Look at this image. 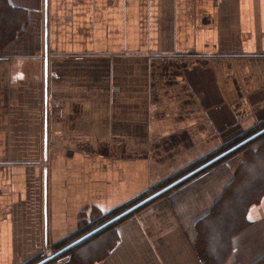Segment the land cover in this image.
I'll use <instances>...</instances> for the list:
<instances>
[{"label":"crops","instance_id":"1","mask_svg":"<svg viewBox=\"0 0 264 264\" xmlns=\"http://www.w3.org/2000/svg\"><path fill=\"white\" fill-rule=\"evenodd\" d=\"M2 2L21 29L0 49V264L55 250L88 210L125 205L264 121V0ZM207 176L121 220L92 262L202 264L196 228L226 185ZM249 218L264 220V202ZM232 242L226 264H256L264 221Z\"/></svg>","mask_w":264,"mask_h":264},{"label":"trees","instance_id":"2","mask_svg":"<svg viewBox=\"0 0 264 264\" xmlns=\"http://www.w3.org/2000/svg\"><path fill=\"white\" fill-rule=\"evenodd\" d=\"M2 3L3 5L0 6V49L4 48L7 44L12 42L20 33L21 29V27L17 25L16 17H14L15 15L13 14L15 13V10L10 8V6H8L6 2ZM259 126L261 127L259 131L255 133L254 129L248 131L246 133V135H248L247 137H245L246 135H241L228 144H225L222 151H217V153H214L201 163H196L189 167L187 171L178 174V176L168 179L163 185H161V187L164 186L163 188L159 187L161 189L153 188L147 192L145 191L140 196L107 214H103L100 212L97 215L93 214L91 220L81 218L77 231L63 241L55 244L56 252L58 255L48 261L47 264H51L52 261H54L55 259H59V257L61 256H66L68 264H96L97 261H101L110 253L113 247L117 245V236H114L113 234L115 225L118 224L121 220L129 217L130 215L121 217L116 221L113 220L137 205L138 202L140 203V200L142 198H145L146 196H148V198L154 196L155 194L171 186L190 173L196 171L203 165L207 164V162H211L220 155L229 152L230 150L238 146L239 149L240 147L244 148V146H246V144H248L250 141L264 134V121L261 122ZM245 141L247 142L242 144ZM247 148H250V145ZM243 151H245L246 154V149H244ZM230 154L231 153L225 155L224 157L213 163V166L224 159L227 160ZM246 155H249V153H247ZM251 161L252 159H250V161L248 160L244 164L243 168L245 169L249 167ZM263 168L264 162L262 169ZM247 171L242 175L241 171L238 170L237 178L241 175L242 179L244 177H248V182L238 185L236 178V181L234 180L232 184V187L234 186L232 190V196L224 202L225 204L222 210H218L217 214L214 213L213 215L211 214L210 216L205 217L197 225V239L195 246L202 264H226L233 252V239L244 232L246 229H248L253 223H255L250 220L249 214L251 208H253L257 204H260L264 199V171H257L253 168L249 172ZM148 198L146 197V199ZM99 228H102L101 231H98L94 235L85 239L83 242L71 247L70 249L63 251L71 244L75 243L76 241L80 240L81 238ZM105 248L109 249L108 251L103 252V249ZM93 253H97L98 255L95 256ZM91 256H93V258L98 256L97 259L99 260L92 262ZM43 260L40 259L39 261L41 262ZM256 264H264V258Z\"/></svg>","mask_w":264,"mask_h":264},{"label":"rangeland","instance_id":"3","mask_svg":"<svg viewBox=\"0 0 264 264\" xmlns=\"http://www.w3.org/2000/svg\"><path fill=\"white\" fill-rule=\"evenodd\" d=\"M55 100V99H54ZM52 100V102L54 101ZM59 100V99H58ZM261 124V122H258L256 124V126H254V133L259 131V129L261 128L259 125ZM250 129V130H252ZM249 130V131H250ZM248 132V131H247ZM243 133V135H246V133ZM241 135H239L238 137H240ZM248 135H246L245 137H247ZM237 137V138H238ZM236 139V138H235ZM250 145V148H247L248 146ZM225 145H222L221 147H219L218 149L214 150L213 152H211L209 155L201 158L200 160L194 162V164L196 163H201L202 161H204L205 159H207L208 157H210L211 155H213L214 153H217V151L223 149ZM244 149H246V154L249 153V155H246L245 154V151H243ZM220 151V152H221ZM252 151V152H250ZM250 159H252L251 161V164L249 167L247 168H243L244 167V164ZM263 162H264V134L262 136H258L256 139L250 141L248 144H246V146L243 147H240V149H236L233 151V153L231 152V154L228 156V159L227 160H222L220 162H218L215 166H213V164H211L210 166H208L206 169H204L203 171H200L199 173L195 174L193 177H191L188 181L186 182H183L180 183L179 185L180 186H175L173 190H171L170 192L166 191L164 192L163 194H161L160 196L156 197L155 199H153L152 201H150L147 205H144L142 206L141 208H139V210H137L136 213L140 212V211H143L151 206H154L156 203L158 202H161V201H168V197L171 195V194H176L181 186H184V184H187L191 181H194V180H198V179H201L203 177H205L204 179H207V175H209L210 177L213 176V175H219L220 177L222 176L223 179L225 180V186L222 188V192H221V195L219 196V198L214 202L213 206L211 207V209L208 211L206 210V215L204 216L205 217H208L210 216L211 214L213 215L214 213L217 214L218 213V210H222V208L224 207V202L229 199L231 196H232V190H233V187H232V184L234 182V180L237 178V173H238V170L241 171V174L243 175L244 172H249L252 168L257 170V171H264V168L262 169V166H263ZM208 163V162H207ZM192 164V165H194ZM192 165L186 167L185 169L181 170L180 172H177L176 174H174L172 177H175V176H178V174L182 173V172H185L187 171V169H189V167H191ZM253 166V167H252ZM242 175L240 177L237 178V183L238 185L241 184V183H245V182H248L249 178L248 177H244L242 179ZM171 177V178H172ZM170 179V178H168ZM168 179L156 184L155 186H153L152 188H150L149 190L153 189V188H159L161 187V185H163ZM236 181V180H235ZM164 186H162L161 188H163ZM159 188V189H161ZM158 189V190H159ZM147 190V191H149ZM146 191V192H147ZM160 191V190H159ZM148 198V196H146ZM145 198H142L140 200L143 201ZM229 202V201H228ZM264 202V199L262 200V202L260 204H257L256 206L254 207H262V204ZM139 203V202H138ZM215 205V206H214ZM251 208L252 209H254ZM93 214H99V212H97V210H88V212H86L83 216H82V219L83 218H86L87 220H91ZM135 214L131 213L130 216H134ZM260 221H264V220H259L255 223H253L250 227H253L255 226L257 223H260ZM249 227V228H250ZM248 228V229H249ZM247 230V229H246ZM245 230V231H246ZM243 233V232H242ZM240 235V234H239ZM238 235V236H239ZM234 240V239H233ZM233 245V243H232ZM50 250V251H49ZM56 252V248L55 250L47 247V246H39V248H37V257H35L33 260H31L29 263L27 264H37L39 263L40 259H46L47 257H49L52 252ZM65 259L67 260L66 256H61L59 257V259H55L54 261H52L51 263H54L56 262V260H60V259ZM263 259V258H262ZM261 259V260H262ZM260 260V261H261ZM258 263V262H257Z\"/></svg>","mask_w":264,"mask_h":264},{"label":"water","instance_id":"4","mask_svg":"<svg viewBox=\"0 0 264 264\" xmlns=\"http://www.w3.org/2000/svg\"><path fill=\"white\" fill-rule=\"evenodd\" d=\"M247 141H249V140H247ZM247 141L243 142L242 144L246 143ZM242 144H240V145H242ZM238 147H239V146H238ZM238 147L233 148V149L230 150L229 152H226V153L220 155L219 157L215 158V159L212 160L211 162H209V163L203 165L202 167H200V168L197 169L196 171L190 173L189 175L185 176V177L182 178L181 180H179V181H177L176 183L172 184L171 186L165 188L164 190L160 191L159 193L155 194L154 196H152V197H150V198H148V199H146V200H144V201L138 203L137 205H135V206L132 207L131 209L127 210L125 213H123L122 215H120L119 217H117V218H116L115 220H113V221H116V220L120 219L121 217H124V216H127V215L131 214L132 212H134L135 210L141 208L142 206H144V205L147 204L148 202L152 201V200L155 199L156 197L160 196V195L163 194L164 192H166V191L172 189L173 187L179 185V184L182 183L183 181H185V180H187V179L193 177L195 174L199 173L200 171H203V170L206 169L208 166H210L211 164L215 163L216 161H218L219 159H221V158L224 157L225 155H227V154L233 152L234 150H236ZM101 229H102V228H99V229H97V230L91 232L90 234L86 235L85 237L81 238L80 240L76 241L75 243H73V244H71L70 246H68L67 248H65L63 251L68 250V249H70L71 247H73V246H75V245H77V244L83 242L85 239H87V238H89L90 236L94 235L95 233H97V232L100 231ZM57 255H58V254H56V255H54V256H52V257H48L47 259H45L44 261H42V262L39 263V264H45V263H47L48 261H50L51 259L55 258Z\"/></svg>","mask_w":264,"mask_h":264},{"label":"built area","instance_id":"5","mask_svg":"<svg viewBox=\"0 0 264 264\" xmlns=\"http://www.w3.org/2000/svg\"><path fill=\"white\" fill-rule=\"evenodd\" d=\"M53 104H54V105H59V104H60V101H59L58 99H55V100L53 101Z\"/></svg>","mask_w":264,"mask_h":264}]
</instances>
